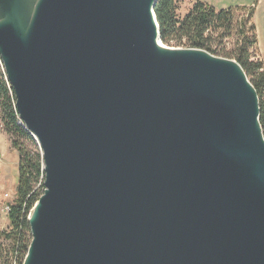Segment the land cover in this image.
Listing matches in <instances>:
<instances>
[{"label": "water", "instance_id": "1", "mask_svg": "<svg viewBox=\"0 0 264 264\" xmlns=\"http://www.w3.org/2000/svg\"><path fill=\"white\" fill-rule=\"evenodd\" d=\"M156 1L0 0L44 173L22 264H264L256 91L238 64L160 51Z\"/></svg>", "mask_w": 264, "mask_h": 264}, {"label": "trees", "instance_id": "2", "mask_svg": "<svg viewBox=\"0 0 264 264\" xmlns=\"http://www.w3.org/2000/svg\"><path fill=\"white\" fill-rule=\"evenodd\" d=\"M183 0H157L154 14L159 27L161 42L169 46L175 43L186 49L202 50L217 57L233 59L244 71L256 91L259 102V123L264 137V63L257 59V35L253 23L254 9L228 8L216 10L202 2H195L182 16L179 15ZM237 36L231 54L224 49L216 52V38ZM220 45V44H219ZM218 47V46H216ZM217 49V48H216ZM0 118L4 133L11 140V147L18 155V180L15 198L9 205L7 218L13 242V263L22 264L31 242L28 216L43 194L44 187H36L44 178L42 158L39 152L26 148L23 141L33 142L30 134L19 125L15 109V97L0 66Z\"/></svg>", "mask_w": 264, "mask_h": 264}, {"label": "rangeland", "instance_id": "3", "mask_svg": "<svg viewBox=\"0 0 264 264\" xmlns=\"http://www.w3.org/2000/svg\"><path fill=\"white\" fill-rule=\"evenodd\" d=\"M210 1L211 4L210 5L206 4V5L211 6L212 4H216L217 2V0H210ZM225 1L226 2L224 3H226L228 7L233 8L236 7L238 3L243 2V3H248L249 6L253 4L252 7L254 9V6L258 0H225ZM195 2H200V1H195ZM213 6L216 7L215 5ZM187 8L189 7H186L184 4H182L179 9V15L182 16L184 13H186ZM236 43H237L236 34H234L230 38H223L221 37V35H219L216 38V46L218 47L213 45L212 48L215 49L216 52L218 53L220 52L221 49H224L226 53L231 54V52H233V50L235 49ZM165 47L172 49H186L180 45L177 46L175 43H172L169 46L165 45ZM212 56L215 58L225 59L234 62L233 59L223 58L222 56L221 57H217L214 55ZM0 66L2 72L5 73L1 61H0ZM23 143L28 150L32 152L40 153V149L34 140L32 143L26 141H23ZM42 169H43V163H42ZM17 180H18V155L17 152L11 147V140L4 133L3 125L0 118V264H9V263H13L14 261V256L12 254L13 242L11 239L6 237V235L10 233V229L7 218V212L5 208L8 205L12 204V202L14 201ZM43 183H44V178L42 179L41 177L40 183L36 187L38 191H41L40 185L41 184L43 185Z\"/></svg>", "mask_w": 264, "mask_h": 264}, {"label": "crops", "instance_id": "4", "mask_svg": "<svg viewBox=\"0 0 264 264\" xmlns=\"http://www.w3.org/2000/svg\"><path fill=\"white\" fill-rule=\"evenodd\" d=\"M184 5L186 7L191 6L195 3V1H200L202 3L210 5V0H183ZM225 0H217L216 4H212L211 6L216 10H225L228 7L226 5ZM215 5L216 7H214ZM253 4L249 6L248 3H238L236 7L233 8H251ZM253 23L255 25L256 35H257V59L264 63V0H258L254 6V15H253Z\"/></svg>", "mask_w": 264, "mask_h": 264}, {"label": "bare ground", "instance_id": "5", "mask_svg": "<svg viewBox=\"0 0 264 264\" xmlns=\"http://www.w3.org/2000/svg\"><path fill=\"white\" fill-rule=\"evenodd\" d=\"M19 1H24L25 12L29 16L30 10L33 7V11H34L35 5L39 0H14V3H18ZM16 8H18V4L16 5ZM33 11H32V13H33ZM32 13H31V15H33ZM30 17H32V16H30ZM157 47L159 48L160 51L164 50V52H169V51L173 50L172 48L165 47V45L162 43L160 44L159 41H157ZM200 55H203V54H200ZM214 59L216 62L224 63L223 65L227 69H229L230 72H233V73L236 72L237 75H241V71L239 70L236 62L225 60V59H219V58H214ZM27 261H28V259H27ZM25 264H27V262Z\"/></svg>", "mask_w": 264, "mask_h": 264}, {"label": "built area", "instance_id": "6", "mask_svg": "<svg viewBox=\"0 0 264 264\" xmlns=\"http://www.w3.org/2000/svg\"><path fill=\"white\" fill-rule=\"evenodd\" d=\"M19 124L22 126L21 122L19 121ZM6 212L8 213L9 211V205L5 208Z\"/></svg>", "mask_w": 264, "mask_h": 264}]
</instances>
